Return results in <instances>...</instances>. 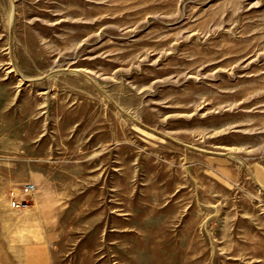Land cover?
<instances>
[{
	"label": "rangeland",
	"instance_id": "rangeland-1",
	"mask_svg": "<svg viewBox=\"0 0 264 264\" xmlns=\"http://www.w3.org/2000/svg\"><path fill=\"white\" fill-rule=\"evenodd\" d=\"M0 264H264V0H0Z\"/></svg>",
	"mask_w": 264,
	"mask_h": 264
},
{
	"label": "built area",
	"instance_id": "built-area-1",
	"mask_svg": "<svg viewBox=\"0 0 264 264\" xmlns=\"http://www.w3.org/2000/svg\"><path fill=\"white\" fill-rule=\"evenodd\" d=\"M35 191L32 183H24L17 190H12L8 193L9 204L12 208H19L26 203V199L30 198Z\"/></svg>",
	"mask_w": 264,
	"mask_h": 264
},
{
	"label": "bare ground",
	"instance_id": "bare-ground-1",
	"mask_svg": "<svg viewBox=\"0 0 264 264\" xmlns=\"http://www.w3.org/2000/svg\"><path fill=\"white\" fill-rule=\"evenodd\" d=\"M9 207H10V206H6V205L4 204V212H5L4 216H5V215L9 216V214L11 213V210H10ZM19 209H20V208H19ZM23 211H24V212H27L28 210L24 209ZM32 231H33V229H32ZM33 232H34V231H33Z\"/></svg>",
	"mask_w": 264,
	"mask_h": 264
}]
</instances>
